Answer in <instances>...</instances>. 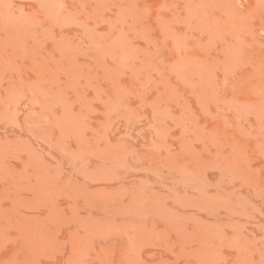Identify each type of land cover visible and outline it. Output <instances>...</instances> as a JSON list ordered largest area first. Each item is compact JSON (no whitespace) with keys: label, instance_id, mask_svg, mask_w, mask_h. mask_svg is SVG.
Instances as JSON below:
<instances>
[{"label":"rangeland","instance_id":"rangeland-1","mask_svg":"<svg viewBox=\"0 0 264 264\" xmlns=\"http://www.w3.org/2000/svg\"><path fill=\"white\" fill-rule=\"evenodd\" d=\"M0 264H264V0H0Z\"/></svg>","mask_w":264,"mask_h":264}]
</instances>
